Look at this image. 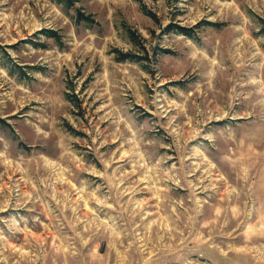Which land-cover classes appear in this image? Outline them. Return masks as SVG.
Masks as SVG:
<instances>
[{
    "label": "rangeland",
    "instance_id": "1",
    "mask_svg": "<svg viewBox=\"0 0 264 264\" xmlns=\"http://www.w3.org/2000/svg\"><path fill=\"white\" fill-rule=\"evenodd\" d=\"M0 264H264V0H0Z\"/></svg>",
    "mask_w": 264,
    "mask_h": 264
},
{
    "label": "trees",
    "instance_id": "2",
    "mask_svg": "<svg viewBox=\"0 0 264 264\" xmlns=\"http://www.w3.org/2000/svg\"><path fill=\"white\" fill-rule=\"evenodd\" d=\"M64 1V0H63ZM70 1V0H69ZM80 17H83V15L81 14Z\"/></svg>",
    "mask_w": 264,
    "mask_h": 264
},
{
    "label": "water",
    "instance_id": "3",
    "mask_svg": "<svg viewBox=\"0 0 264 264\" xmlns=\"http://www.w3.org/2000/svg\"><path fill=\"white\" fill-rule=\"evenodd\" d=\"M102 251H103V249H102Z\"/></svg>",
    "mask_w": 264,
    "mask_h": 264
}]
</instances>
